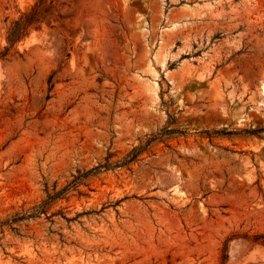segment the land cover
Segmentation results:
<instances>
[{
  "label": "rangeland",
  "instance_id": "rangeland-1",
  "mask_svg": "<svg viewBox=\"0 0 264 264\" xmlns=\"http://www.w3.org/2000/svg\"><path fill=\"white\" fill-rule=\"evenodd\" d=\"M263 80L264 0H0V264H264Z\"/></svg>",
  "mask_w": 264,
  "mask_h": 264
},
{
  "label": "trees",
  "instance_id": "trees-1",
  "mask_svg": "<svg viewBox=\"0 0 264 264\" xmlns=\"http://www.w3.org/2000/svg\"><path fill=\"white\" fill-rule=\"evenodd\" d=\"M149 144V141L146 142V144L144 146H139L138 148H135L133 149L129 154H127V156L122 160L121 164H125L127 162H130L132 160L135 159V157L139 154L140 151H142L145 146H147ZM120 164V165H121ZM119 165V164H118ZM110 166L109 163L107 164H104V165H98V166H94L92 169L88 170L85 175L89 174V173H92V172H97L99 171L101 168H108ZM33 215V214H32ZM258 238H260V241L261 242H264V234L263 235H260L258 236ZM256 238V239H258ZM226 257V254H223V258L225 259Z\"/></svg>",
  "mask_w": 264,
  "mask_h": 264
},
{
  "label": "bare ground",
  "instance_id": "bare-ground-1",
  "mask_svg": "<svg viewBox=\"0 0 264 264\" xmlns=\"http://www.w3.org/2000/svg\"><path fill=\"white\" fill-rule=\"evenodd\" d=\"M262 90H263V93H264V80L262 81Z\"/></svg>",
  "mask_w": 264,
  "mask_h": 264
}]
</instances>
